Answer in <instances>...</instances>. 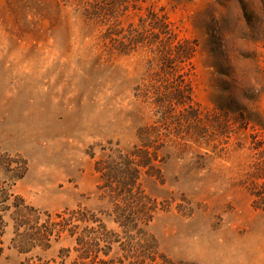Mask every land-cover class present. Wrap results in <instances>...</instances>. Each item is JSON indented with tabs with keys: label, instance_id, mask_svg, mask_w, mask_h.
I'll return each mask as SVG.
<instances>
[{
	"label": "rangeland",
	"instance_id": "rangeland-1",
	"mask_svg": "<svg viewBox=\"0 0 264 264\" xmlns=\"http://www.w3.org/2000/svg\"><path fill=\"white\" fill-rule=\"evenodd\" d=\"M128 156L139 201L96 170ZM0 157L27 206L116 233L115 264H264V0H0ZM7 221L0 264H75Z\"/></svg>",
	"mask_w": 264,
	"mask_h": 264
},
{
	"label": "trees",
	"instance_id": "trees-1",
	"mask_svg": "<svg viewBox=\"0 0 264 264\" xmlns=\"http://www.w3.org/2000/svg\"><path fill=\"white\" fill-rule=\"evenodd\" d=\"M147 154L145 161L138 164V167L145 168L146 162L153 161L150 152ZM126 160L123 164L120 162L123 169L121 175L120 169L118 170L119 163L112 159L107 166L105 164L98 165L96 170L104 183L102 189L111 193L119 191L125 197L139 201L141 196L138 192L134 193L133 191L138 180L136 177L138 170L132 167L134 164L132 156H128ZM0 171L12 173L10 179L12 183L6 181L0 183V245L3 244V237L9 228L7 221L9 217L15 223L12 245L14 250L21 255L36 250L48 251L54 243L69 240L73 248L63 249L61 255L70 258L74 253L76 255L75 264H115V261L109 256L113 245L121 240L116 233L108 230L107 227H102V222L96 215L83 207L55 215L29 207L22 198L16 196L13 190L16 182L24 177L26 167L4 168L0 162ZM116 171H119V175L116 174ZM10 212L13 213L8 215ZM83 225L87 226L82 227ZM122 228L126 234L130 233V227ZM27 264L33 263L27 261Z\"/></svg>",
	"mask_w": 264,
	"mask_h": 264
}]
</instances>
